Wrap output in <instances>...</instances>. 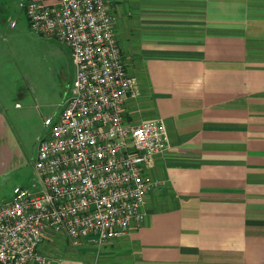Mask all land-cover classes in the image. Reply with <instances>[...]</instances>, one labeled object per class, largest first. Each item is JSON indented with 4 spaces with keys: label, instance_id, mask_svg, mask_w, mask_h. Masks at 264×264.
<instances>
[{
    "label": "crops",
    "instance_id": "obj_1",
    "mask_svg": "<svg viewBox=\"0 0 264 264\" xmlns=\"http://www.w3.org/2000/svg\"><path fill=\"white\" fill-rule=\"evenodd\" d=\"M109 5L138 80L130 118L164 125L165 151L151 170L162 184L123 238L99 248L83 242L61 264H264V0ZM13 24L0 27V42ZM5 87L0 82L1 185L28 168L21 143L33 117L31 104L21 106ZM29 182L11 183L9 197Z\"/></svg>",
    "mask_w": 264,
    "mask_h": 264
},
{
    "label": "built area",
    "instance_id": "obj_2",
    "mask_svg": "<svg viewBox=\"0 0 264 264\" xmlns=\"http://www.w3.org/2000/svg\"><path fill=\"white\" fill-rule=\"evenodd\" d=\"M20 7L32 33L69 49L74 73L60 114L43 121L30 188L14 186L0 202V264H61L43 251L56 238L99 248L144 219L147 196L162 184L151 170L165 151V129L160 120L130 118L138 80L120 51L109 0Z\"/></svg>",
    "mask_w": 264,
    "mask_h": 264
},
{
    "label": "rangeland",
    "instance_id": "obj_3",
    "mask_svg": "<svg viewBox=\"0 0 264 264\" xmlns=\"http://www.w3.org/2000/svg\"><path fill=\"white\" fill-rule=\"evenodd\" d=\"M17 3L18 0H0V18L8 22L7 26L0 27L7 28L10 21L15 24L14 28L5 31V37H1L0 82L4 83L7 91L8 86L14 87L13 90L18 92L14 101L21 106L31 104L33 117L28 119V132L21 143L28 168L10 175L7 177L9 182L0 184V202L8 199L9 188L15 182L20 184L21 179L30 180L25 185L30 188L31 181L34 180L32 165L37 141L48 132L43 121L46 118L55 120L60 114L69 96L74 73L69 49L55 39L32 33L25 13ZM31 191L36 189L31 188ZM79 248L80 245L74 246L70 240L61 237L45 245L43 251L57 260H64L75 259L76 256L72 254Z\"/></svg>",
    "mask_w": 264,
    "mask_h": 264
}]
</instances>
